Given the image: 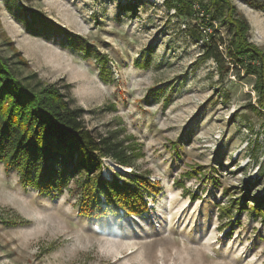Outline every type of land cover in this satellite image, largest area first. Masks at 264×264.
I'll use <instances>...</instances> for the list:
<instances>
[{"label":"rangeland","instance_id":"obj_1","mask_svg":"<svg viewBox=\"0 0 264 264\" xmlns=\"http://www.w3.org/2000/svg\"><path fill=\"white\" fill-rule=\"evenodd\" d=\"M166 1L0 0V55L17 77L55 83L94 136L111 133L128 152L131 166L104 157L93 176L159 182L147 213L91 216L80 212L84 173L44 194L0 161V264H264L255 75L229 62L219 72L203 58L212 35L229 60L220 17L210 25L197 0L191 17ZM231 2L264 50V0ZM31 10L82 43L52 28L36 35L26 25ZM34 26L43 29L39 18Z\"/></svg>","mask_w":264,"mask_h":264},{"label":"trees","instance_id":"obj_2","mask_svg":"<svg viewBox=\"0 0 264 264\" xmlns=\"http://www.w3.org/2000/svg\"><path fill=\"white\" fill-rule=\"evenodd\" d=\"M167 0L166 6L179 14L194 16L193 0ZM203 16L211 25L220 17L228 25L230 45L229 60L218 47L212 35L203 51V58H212L220 72L226 62L244 68L255 75V88L259 94L258 104L264 110V50L249 41L247 20L238 15L231 0H197ZM40 19L43 29L34 26ZM204 21L202 20V23ZM28 29L36 35L48 28L64 32L71 45L79 46L82 37L55 24L36 10H31ZM76 48V47H75ZM0 55V161L6 167L19 170L20 179L39 192L48 194L61 187L74 173H84L80 212L100 216L142 215L150 209L146 196L159 192V182H150L145 175L135 173L132 179H120L118 174L105 179L94 175L102 166V158L111 157L122 165L131 166L130 156L120 141L110 133L94 136L83 125L82 109L70 105L61 88L51 84L29 86L18 78L16 71ZM106 56L100 55L104 68ZM252 108L258 110L252 105ZM193 171V172H192ZM195 174L194 169L187 176ZM229 213L231 210H224ZM254 210L264 218V208L255 202Z\"/></svg>","mask_w":264,"mask_h":264}]
</instances>
